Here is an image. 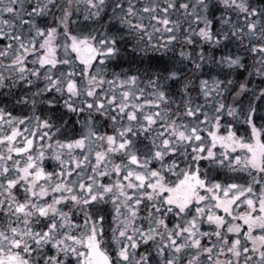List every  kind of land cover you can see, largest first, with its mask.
<instances>
[{"label": "snow or ice", "instance_id": "6c2138e0", "mask_svg": "<svg viewBox=\"0 0 264 264\" xmlns=\"http://www.w3.org/2000/svg\"><path fill=\"white\" fill-rule=\"evenodd\" d=\"M0 264H264V0H0Z\"/></svg>", "mask_w": 264, "mask_h": 264}]
</instances>
